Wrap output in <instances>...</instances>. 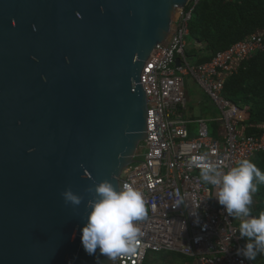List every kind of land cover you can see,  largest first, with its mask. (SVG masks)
<instances>
[{
    "label": "water",
    "instance_id": "95a60500",
    "mask_svg": "<svg viewBox=\"0 0 264 264\" xmlns=\"http://www.w3.org/2000/svg\"><path fill=\"white\" fill-rule=\"evenodd\" d=\"M188 2L0 0V264H96L87 189L147 139L142 74Z\"/></svg>",
    "mask_w": 264,
    "mask_h": 264
},
{
    "label": "built area",
    "instance_id": "2783aa9c",
    "mask_svg": "<svg viewBox=\"0 0 264 264\" xmlns=\"http://www.w3.org/2000/svg\"><path fill=\"white\" fill-rule=\"evenodd\" d=\"M202 1L189 0L178 10L168 38L155 48L142 74L148 136L124 170L120 187L128 183L142 192L147 215L137 222L142 235L135 253L118 257L117 264H146L151 256L168 254L196 264H254L237 255L243 247L239 218L227 214L215 198L216 189L201 180L200 167L189 161L203 156L205 162L227 171L240 159L253 161L264 153V133L247 136L240 127L248 120L250 107H239L225 94L226 80L242 60L264 51V33L252 34L200 62L188 50L190 23ZM187 76L219 110L216 120L223 125V137L210 133L207 119H186L182 109L187 105ZM191 123L198 126L196 137L190 135Z\"/></svg>",
    "mask_w": 264,
    "mask_h": 264
},
{
    "label": "clouds",
    "instance_id": "9594fccd",
    "mask_svg": "<svg viewBox=\"0 0 264 264\" xmlns=\"http://www.w3.org/2000/svg\"><path fill=\"white\" fill-rule=\"evenodd\" d=\"M205 160L206 157L193 156L189 164L200 167L201 180L216 189L215 198L227 214L241 219L240 238H246L247 242L237 249V255L254 260L258 254H264V212L258 217L251 215L253 195L257 185L264 183V172L249 159L238 160L227 171ZM87 191L94 195L86 204L90 212L82 228L81 243L85 252L94 255L99 249L96 264H102L101 256L116 264L118 257L134 254L142 235L137 222L147 215L142 192L128 183L117 188L109 180ZM61 195L65 203L73 206L83 201V197L70 188ZM194 223H198V219Z\"/></svg>",
    "mask_w": 264,
    "mask_h": 264
},
{
    "label": "trees",
    "instance_id": "16d2710c",
    "mask_svg": "<svg viewBox=\"0 0 264 264\" xmlns=\"http://www.w3.org/2000/svg\"><path fill=\"white\" fill-rule=\"evenodd\" d=\"M255 33H264V0H203L190 23L188 53L200 62L209 61L218 52ZM196 44H201L203 48H197ZM225 94L239 107H250V116L243 123L245 134H263L264 51L257 52L248 60H242L238 70L227 78ZM251 162L264 172V153ZM256 194L263 202L254 214L258 217L264 212V183L257 185ZM179 258L184 259L187 264L194 262ZM252 262L264 264V254H258Z\"/></svg>",
    "mask_w": 264,
    "mask_h": 264
},
{
    "label": "crops",
    "instance_id": "0c3cea01",
    "mask_svg": "<svg viewBox=\"0 0 264 264\" xmlns=\"http://www.w3.org/2000/svg\"><path fill=\"white\" fill-rule=\"evenodd\" d=\"M197 48H203L201 44H196ZM194 89H186L187 94V105L182 109L186 119L195 121L198 118H204L208 120L209 131L213 136L223 137L224 136V128L222 123L218 122L216 119L219 117V110L213 104V102L209 99L207 94L204 92L202 88H200L197 84ZM189 131L191 137H196L198 135V126L194 123L189 124ZM242 130H245V125H240ZM263 128V126L261 125ZM161 255L151 256V260L155 257ZM163 256V255H162ZM176 255H165L164 258H167L168 261L173 263ZM179 257V256H178ZM157 261V260H155ZM184 264L187 262L184 260ZM190 264H196L195 262H191Z\"/></svg>",
    "mask_w": 264,
    "mask_h": 264
},
{
    "label": "rangeland",
    "instance_id": "374dc122",
    "mask_svg": "<svg viewBox=\"0 0 264 264\" xmlns=\"http://www.w3.org/2000/svg\"><path fill=\"white\" fill-rule=\"evenodd\" d=\"M177 13V12H176ZM174 19H176V15L174 17ZM196 83L194 82V80L192 79L191 76H187L186 77V89H194L196 87L195 85ZM209 187H212L211 185L207 184ZM263 205L262 200L258 197V194H254L253 195V204L251 205V215L254 216V214L256 213V211ZM247 219V218H244ZM241 223V219H238L237 224L238 226ZM165 255H161L158 257H155L154 259L151 260V258L148 260L149 262L147 264H184V259L179 258L178 256L175 257V260L173 263H171V261H168L167 258H164ZM157 260V261H155Z\"/></svg>",
    "mask_w": 264,
    "mask_h": 264
},
{
    "label": "bare ground",
    "instance_id": "6f19581e",
    "mask_svg": "<svg viewBox=\"0 0 264 264\" xmlns=\"http://www.w3.org/2000/svg\"><path fill=\"white\" fill-rule=\"evenodd\" d=\"M178 14V11H177V13H176V15ZM173 20H175V19H173Z\"/></svg>",
    "mask_w": 264,
    "mask_h": 264
}]
</instances>
